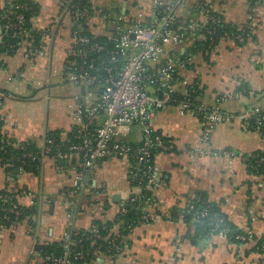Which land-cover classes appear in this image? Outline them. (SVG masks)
Instances as JSON below:
<instances>
[{
    "label": "crops",
    "instance_id": "1",
    "mask_svg": "<svg viewBox=\"0 0 264 264\" xmlns=\"http://www.w3.org/2000/svg\"><path fill=\"white\" fill-rule=\"evenodd\" d=\"M13 0H0V7ZM37 7L32 28L41 37L39 53L31 55L23 44L10 56L0 58V120L8 141L38 144L48 132H59L66 139L72 130L74 106L82 89L65 79L69 65V15L63 0H31ZM171 1V0H164ZM95 8L110 16L93 15L88 20L95 35H111L115 12L147 15L151 0H91ZM180 30L205 22L215 14L239 29L252 27L254 39L241 45L230 39L220 40L205 55H192L195 67L182 70L183 83L198 81L204 89L200 101L209 105L228 96L219 107L234 118L218 124L210 134L211 149L226 148L247 155L262 150L264 141L258 131L242 124L241 115L254 107L264 109V0H185L176 7ZM195 49L186 39L165 48V57ZM163 61V60H162ZM68 62V64H67ZM236 94V96H234ZM151 127L171 139L173 152L154 157L152 187L157 209L171 211L177 217L139 223L126 237L123 252L116 257L98 255L89 264H264L261 254L230 244L223 234L196 233L195 202L217 204L228 221L253 238L264 236V177L251 173L241 156H203L202 125L198 118L179 116L172 107L154 111ZM138 126L118 140L137 142ZM76 169H67L51 159L39 162L35 171L21 172L10 181L0 165V190H14L23 207L35 205L37 211L21 222L0 221V264H44L37 245L53 243L71 230L88 229L94 221L111 222L132 189L126 160L103 161L92 171L76 208H73V178ZM31 192L32 197L25 192ZM71 193V194H68ZM116 198V199H115ZM149 205L146 212H155ZM184 216V217H183Z\"/></svg>",
    "mask_w": 264,
    "mask_h": 264
},
{
    "label": "built area",
    "instance_id": "2",
    "mask_svg": "<svg viewBox=\"0 0 264 264\" xmlns=\"http://www.w3.org/2000/svg\"><path fill=\"white\" fill-rule=\"evenodd\" d=\"M74 0H63L62 7L69 15L70 26V55L72 60L63 69L65 79L82 89L81 99L74 106L72 115V130L77 143L66 141V147L57 145L53 147V140L43 138L37 144L34 153H23L20 157L13 158L10 162L0 165L5 171L7 180L13 179L9 171L15 162L22 163L18 173L24 172L23 163L25 159L30 162H41L51 159L53 162L63 160L65 165L76 156L81 161L83 171L78 172L73 178V208H76L82 194L88 184L89 177L100 163L115 158L126 160L128 165L129 179L137 180L138 185L146 182V188L152 189L156 182L149 159L153 151L171 153L175 145L171 139L160 135H152L155 130L150 125L151 115L154 111H160L172 107L179 116H201L202 125L200 137L201 146L196 152L203 156H241L245 163L256 159L258 166L264 167V156L253 154H241L233 149L210 147V134L220 123L231 121L234 116L224 113L219 107L230 95H223L215 99V104L209 105L204 101L195 103L186 96L185 88L190 83H183L181 95L183 98L174 97L177 82L174 77L176 66L190 65L192 55L183 53L173 57H165V48L170 44L180 43L188 37H194L195 31L200 30L198 25L188 26L183 32L175 31L173 25L176 21V7L185 0H175L166 4L163 13L156 11L159 0H151L150 12L137 15L119 14L115 19V28L110 35L112 46H105L92 41L83 34V22L85 9H80L78 3L72 4ZM261 1V0H256ZM17 9H27V5H18ZM109 17V16H108ZM104 18H106L104 16ZM210 20V18L208 17ZM4 23L0 30H13L15 35L28 42V52L31 55L39 53L38 48L33 46L34 36L26 29L24 15L16 13L11 19L8 15L2 17ZM213 19H211L212 21ZM214 21V20H213ZM220 22V20H216ZM189 34L187 37L186 34ZM211 41L213 31L208 30ZM249 38V37H248ZM236 39L242 43L245 37L238 34ZM2 35H0V41ZM13 47V46H11ZM163 60V61H162ZM1 95V94H0ZM236 96V94L234 95ZM255 118V131H258L264 141V109L254 107L241 115L242 124L248 128L247 121ZM138 126L141 132L140 144L137 146H126L118 140L119 136L129 133L132 126ZM264 152V146L261 150ZM53 153V154H52ZM131 185L138 192H131L129 198L119 209L120 214L126 213L125 205L137 201L141 193L140 186ZM7 194L0 193V200L8 207L4 209L17 219L22 213V205L18 201L14 190H5ZM26 196L32 197L31 192H25ZM203 216L207 213L203 212ZM145 222L163 219L156 212H146L143 217ZM215 229L220 226V220H211ZM89 231L99 236L97 227ZM235 239L241 242L253 240L251 231L237 234ZM242 244L239 247H244ZM62 255H48L44 258L46 264H72L70 260V249L64 246ZM111 250L121 251L120 246L112 242ZM257 251L264 258V239L257 247ZM83 254L77 252L73 260L82 259Z\"/></svg>",
    "mask_w": 264,
    "mask_h": 264
},
{
    "label": "trees",
    "instance_id": "3",
    "mask_svg": "<svg viewBox=\"0 0 264 264\" xmlns=\"http://www.w3.org/2000/svg\"><path fill=\"white\" fill-rule=\"evenodd\" d=\"M161 5H158L156 8V11L159 13H163V9L166 4L172 3L175 0L171 1H164L159 0ZM253 1V0H252ZM78 3V0L72 1V4ZM18 5H27V9H17L16 6ZM80 9H85L84 17L82 19L83 22V34L87 35L92 41L95 43H99L100 45L105 46L107 49H110L112 46V41L110 40V35L108 36H102V35H95L91 32L90 26L88 25V20L93 15H98L102 17L109 18L110 14L106 10H102L99 8H95L93 4L91 3V0H81L79 3ZM37 7L31 0H13L12 2L0 7V25L4 23L2 20V17L4 15H8L11 19L14 17L16 13H22L24 15V24L27 30L31 32V34L34 36V42L33 46L35 48H42L40 45L41 37L39 34H37L33 28H32V18L36 14ZM116 16L121 14V12L116 11ZM126 15L132 16L131 14L125 13ZM115 16V17H116ZM210 18L207 19L205 22H199L198 26L200 27V30L195 31L194 37H188L189 34L187 33L186 36L193 41V46L195 49H190L187 53H190L191 55L196 54V52H201L203 55H205L208 51H210L213 47L216 46V44L222 40V39H230L235 41L236 43H239L236 39V36L238 34L243 35L245 39L242 43H239L241 45L245 44L248 39H254V36L252 34L253 28L252 27H246L244 29H239L236 25H233L231 23H228L224 21L220 16L215 14L208 15ZM211 19H213L211 21ZM216 20H220V22H217ZM173 29L175 31L183 32V30H180L179 24L177 23V20L175 21L173 25ZM208 30L213 31L212 39L209 40L210 35L206 34ZM113 33V32H112ZM111 33V34H112ZM0 35H2V40L0 41V58L2 56H10L13 55L21 45L26 44L28 45V42L23 40L21 37L15 35V32L13 30H0ZM249 37V38H248ZM13 46V47H11ZM194 51V53H193ZM72 60V56L70 55V58L68 59V62ZM67 62V64H68ZM195 67L194 63H191L190 65H184V66H176L174 68V77L176 82H183L184 78L182 77V70L191 71ZM186 90V96L189 97L192 101L197 103L199 99L201 98L203 94V88L198 84V81H191V83L185 88ZM176 92V91H175ZM174 97L176 99H181L183 96L181 93L176 92L174 94ZM200 119L201 116H198ZM255 118H250L247 121V124L249 125L248 129L255 130ZM3 121L0 120V164L4 162H10L13 158L20 157L23 153H34L37 149V144L35 142H23V143H13L11 141H8L5 134L2 131ZM137 126V125H136ZM152 135H160L163 138L166 139L165 136H163L160 132L155 131ZM46 137L50 140H53L54 144L52 147L55 149L57 145L62 146L64 149L66 147V141H70V143H77L78 140L74 138V133H70L66 139H62L60 137L59 132H48L46 134ZM121 141V140H120ZM126 146H137L140 144V141L132 142V141H121ZM160 153L159 151L155 150L151 154V158L149 159V163L147 165H151L152 171L154 173V157L156 154ZM53 154V153H52ZM255 156H264V152L257 151L255 153H251ZM23 169L26 172L35 171L37 168L39 162H30L27 159L23 160ZM256 159L251 160V162L245 163L248 170L253 173L260 175L264 177V167L258 166L256 163ZM58 163V162H56ZM22 163L15 162L14 166L9 169V171L12 173V177L15 178L18 173V168L21 166ZM81 161L77 159L76 156H74L70 162H68L65 166L67 169H76L77 173L83 171L82 167L80 166ZM130 185L137 186L138 181L137 180H131L129 179ZM141 188V193L138 195L137 201L133 203H129L125 205V209L127 210L126 213L120 214L118 213L114 220L111 222H99L94 221L92 225L84 230H71L66 237L62 238L59 241L53 242V243H42L37 245V251L42 255L43 259L48 255H62V253L65 251L64 246L68 245L70 249V260L72 264H89L92 261L95 260V258L98 255H104L109 257H116L117 255L121 254L123 250L125 249L126 244V237L131 232L133 228H135L139 223L145 222L142 218L143 215L146 213L145 209L149 205H157V201L155 199V196L153 195L152 189L146 188V182L144 181L142 184L138 185ZM73 190H70L69 192H72ZM0 193L5 195L7 192L5 190H0ZM71 194V193H68ZM74 196V195H73ZM74 200V199H73ZM8 207V204H4L0 200V221L5 222L6 224H11L15 222H21L22 220L31 217L34 215L37 211L35 205L30 207H23V213L15 219L12 214H8L6 211H4L5 208ZM192 211L187 215V219H191V213L194 214L195 220V231L196 233H202V234H223L226 236L228 242L235 247L240 248L239 246L242 244H252L254 240L256 241V244L252 245V250H257V247L260 245L261 241L264 239V236L261 238H256L253 240H246L244 243L241 241H238L235 239V236L237 234H241L244 231L242 229H239L238 227L234 226L231 222L228 221L225 214L221 211L220 207L217 204L214 203H208V202H195L192 204ZM155 212L160 214L163 219L172 220L177 217V214L172 213L171 211L162 212L161 210H158L157 207L155 209ZM207 213L206 216H203L202 213ZM184 217V216H183ZM211 220H220V226L218 229H215L212 225ZM97 227L99 236H95V234L91 233L89 231L90 228ZM112 242L116 243L118 246H120L121 251H113L110 249V246L112 245ZM245 245V246H246ZM77 252H81L83 254L82 259L80 260H73L74 255ZM259 254H261L258 251ZM262 260L264 261V258L262 257ZM44 264H46L44 262Z\"/></svg>",
    "mask_w": 264,
    "mask_h": 264
},
{
    "label": "water",
    "instance_id": "4",
    "mask_svg": "<svg viewBox=\"0 0 264 264\" xmlns=\"http://www.w3.org/2000/svg\"><path fill=\"white\" fill-rule=\"evenodd\" d=\"M59 163L62 164V165L65 164L63 160H59ZM115 199H116V198H115Z\"/></svg>",
    "mask_w": 264,
    "mask_h": 264
}]
</instances>
